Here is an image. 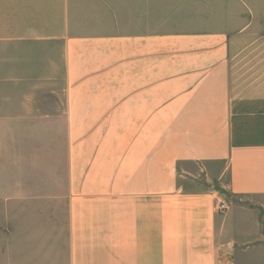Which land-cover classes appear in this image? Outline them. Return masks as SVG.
Here are the masks:
<instances>
[{
  "label": "crops",
  "instance_id": "crops-1",
  "mask_svg": "<svg viewBox=\"0 0 264 264\" xmlns=\"http://www.w3.org/2000/svg\"><path fill=\"white\" fill-rule=\"evenodd\" d=\"M0 264H264V0H0Z\"/></svg>",
  "mask_w": 264,
  "mask_h": 264
},
{
  "label": "built area",
  "instance_id": "built-area-1",
  "mask_svg": "<svg viewBox=\"0 0 264 264\" xmlns=\"http://www.w3.org/2000/svg\"><path fill=\"white\" fill-rule=\"evenodd\" d=\"M219 209H220L221 211H225V210L227 209L226 204L221 203V204L219 205Z\"/></svg>",
  "mask_w": 264,
  "mask_h": 264
}]
</instances>
